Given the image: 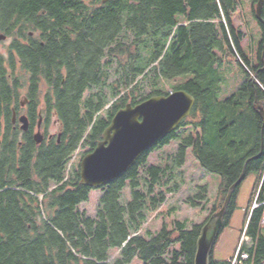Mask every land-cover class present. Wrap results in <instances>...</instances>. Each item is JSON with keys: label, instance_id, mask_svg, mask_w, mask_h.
I'll use <instances>...</instances> for the list:
<instances>
[{"label": "trees", "instance_id": "16d2710c", "mask_svg": "<svg viewBox=\"0 0 264 264\" xmlns=\"http://www.w3.org/2000/svg\"><path fill=\"white\" fill-rule=\"evenodd\" d=\"M258 1L252 0V13L262 37L249 56L232 19L237 0H0V34L12 39L8 55H0V116L8 118L11 98L25 84L33 91L43 81L54 86L46 104L62 125L59 144L0 134V264H131L135 258L143 264H194L203 224L187 231L176 222L155 237L141 234L147 212L165 202L163 194L153 197L155 187L172 171L169 165L148 167L147 158L177 139L179 130L187 137L176 165L184 164L192 148L199 165L220 177L210 215L222 208L244 169V181L256 174L242 231L248 242L236 258L223 261L212 254L209 264H264V121L257 108L264 110V0L261 21L255 15ZM229 73L236 76L235 87L223 95ZM180 78L185 80L169 86ZM177 90L195 100L190 117L99 189L95 218L81 212L92 189L80 183L79 168L68 172L77 151L95 148L118 109ZM127 183L131 201L123 206ZM240 186L221 234L236 211ZM254 201L260 206L252 209Z\"/></svg>", "mask_w": 264, "mask_h": 264}, {"label": "rangeland", "instance_id": "374dc122", "mask_svg": "<svg viewBox=\"0 0 264 264\" xmlns=\"http://www.w3.org/2000/svg\"><path fill=\"white\" fill-rule=\"evenodd\" d=\"M237 3L238 7L232 19L235 28L244 34L242 46L244 52L250 56L256 54L257 47L262 37V32L252 13V0H237ZM11 40V38H8L6 41L4 40L0 42V55L3 57L8 55V46ZM229 62L233 63V60L230 58ZM226 77L227 82L222 84L223 95L229 94L234 90L236 82V76L234 74L229 73ZM112 80L113 79H110L109 82ZM184 80L185 78H180L173 82H169V86L177 85ZM169 86H166L165 88L168 89ZM45 91L46 87L42 84L41 98ZM24 95L25 90L21 92L20 99H22ZM109 95V91H106V96L109 97ZM114 101L115 100L111 99L105 109H107ZM55 120L57 119L53 113L51 114L48 123V131L52 135H56L60 130V126L54 124ZM177 134V139L172 140L168 145L154 149L147 158L148 167L159 166L164 168L169 165L172 167V171L167 173L162 185L155 187L153 197L163 194L165 195V202L160 205L157 210L147 212V221L143 225L141 233L145 238H149L148 233L152 238L159 234L163 229H166L167 231L172 230L176 222L184 223L186 225V230L190 231L193 226L202 225L208 220L211 216V209L217 202L220 177L216 174L209 173L199 165L193 154L192 148H187L184 164L180 167L176 165L174 157L179 144L183 138L187 137L186 132L181 130H179ZM86 150L87 149H79L76 157L74 156L69 162L68 172L73 171L74 168H79L80 161L85 155L84 153H86ZM255 180L256 174L250 173L240 186L236 211L230 221L229 227L219 236L213 250V256L217 260L225 261L231 259L232 256H235L236 258L241 244L248 242L242 241L243 237L241 238V234L243 231L245 211L250 202L251 191ZM202 188H205L206 190L205 199L200 198V196L203 195ZM141 189L146 191V188L144 187ZM102 196L103 194L100 190L92 189L89 193L88 201L82 203L79 206V210L85 212L89 217L95 218ZM197 196L199 197L196 198ZM130 201L131 187L130 184L127 183L121 193L120 203L121 205L126 206ZM193 202H200L201 205L196 206ZM253 205L254 202L252 203V207ZM217 212L218 210L215 213ZM112 257L113 260L116 259L118 257L117 253L113 254ZM131 264H143V262L135 258Z\"/></svg>", "mask_w": 264, "mask_h": 264}, {"label": "water", "instance_id": "95a60500", "mask_svg": "<svg viewBox=\"0 0 264 264\" xmlns=\"http://www.w3.org/2000/svg\"><path fill=\"white\" fill-rule=\"evenodd\" d=\"M110 1L117 0H102V3ZM262 6L263 0H259L255 6L258 21H261ZM6 39L0 34V42ZM194 104L195 100L190 94L177 90L168 96L150 97L136 105L127 104L118 109L103 131L101 141L81 159L80 183L90 189H100L121 178L142 155L176 131L190 117ZM257 108L264 121V110L260 104ZM20 121L23 123L22 129L26 130V118L22 117ZM42 139L40 133L34 135L37 145L42 143ZM245 173L244 169L239 180L231 187L222 208L203 224L196 242L194 264H209L223 228L225 211L233 192L244 181Z\"/></svg>", "mask_w": 264, "mask_h": 264}, {"label": "flooded vegetation", "instance_id": "af4514ba", "mask_svg": "<svg viewBox=\"0 0 264 264\" xmlns=\"http://www.w3.org/2000/svg\"><path fill=\"white\" fill-rule=\"evenodd\" d=\"M30 36H32V34H30ZM25 76V81L28 82V79H30L29 73H24V77ZM66 76L67 73L63 68L59 73L61 85L64 84ZM42 84L45 85L46 91L43 93V96L41 98L40 95ZM31 88L32 86L27 83L23 87V90H25V95L22 99H20L21 95L18 98H11L13 104L11 106L9 105L8 118L6 119L4 116H0V134L2 135L6 132H10L16 134L18 138L22 139L24 136H27L31 138L33 142H35L34 135L40 133L43 136V144L49 143L51 141H55L56 144H59L61 141L62 125L57 117V120H55L54 124L60 126L59 132L56 135H52L48 131L49 118L51 117V114H55V112L52 110L50 111V113L48 112L46 96L51 95V97H53L54 86L42 81V83H40V85L33 91H31ZM4 109L5 106H1V112H4ZM14 114L15 117L13 116ZM22 117H25L27 120L26 130L22 129L23 123H21L20 121ZM21 142L22 141L18 142L19 145L21 144Z\"/></svg>", "mask_w": 264, "mask_h": 264}, {"label": "built area", "instance_id": "2783aa9c", "mask_svg": "<svg viewBox=\"0 0 264 264\" xmlns=\"http://www.w3.org/2000/svg\"><path fill=\"white\" fill-rule=\"evenodd\" d=\"M77 154V153H76ZM75 154V155H76ZM258 206H260V204H257L255 201H254V205H253V208H257ZM262 206H264V202L262 203ZM263 226H264V215H263V220H262V223H261ZM243 239H242V241L244 242V241H248V238L245 236V234H243ZM243 257H245V256H243Z\"/></svg>", "mask_w": 264, "mask_h": 264}]
</instances>
